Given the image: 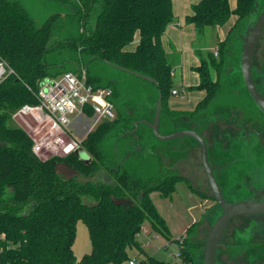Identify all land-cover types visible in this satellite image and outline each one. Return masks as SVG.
Masks as SVG:
<instances>
[{
    "label": "trees",
    "instance_id": "16d2710c",
    "mask_svg": "<svg viewBox=\"0 0 264 264\" xmlns=\"http://www.w3.org/2000/svg\"><path fill=\"white\" fill-rule=\"evenodd\" d=\"M52 1L66 8L64 15L52 13L36 25L22 3L0 0V60L12 68L0 81V264H126L132 251L149 264H170L146 254L136 234L148 221L152 232L171 238L151 193L171 197L178 178L166 173L144 178L139 165L129 161L131 156L123 159V152L111 141L132 123L125 105L118 103L115 118L100 122L82 139L81 146L90 156L88 163L73 152L46 158L36 155L30 134L9 120L22 105L38 102L36 93L45 78L67 71L83 69L89 83L109 86L112 95H119L117 80L102 83L101 76L91 72L95 59L154 78L157 85L144 81L156 87L155 99L161 93L160 123L167 113L205 112L217 103L220 78L241 43L255 0H236L233 9L228 0H198L185 16L197 35L236 16L225 38L217 43V54L208 52L192 68L198 82L187 89L202 90L204 95L190 111L171 110L167 105L173 64L161 36L174 19L172 0ZM70 23L76 24L75 35L67 27ZM63 47L72 51L69 59L46 61L51 50ZM57 162L74 167L79 175L63 179L55 170ZM98 170L106 172L107 182L92 180ZM119 197L132 204H114L112 199ZM77 220L86 225L91 243L90 252L79 259L73 252ZM193 230L190 224L182 237V264H202V243L191 239Z\"/></svg>",
    "mask_w": 264,
    "mask_h": 264
},
{
    "label": "rangeland",
    "instance_id": "374dc122",
    "mask_svg": "<svg viewBox=\"0 0 264 264\" xmlns=\"http://www.w3.org/2000/svg\"><path fill=\"white\" fill-rule=\"evenodd\" d=\"M22 3L30 16L34 20L36 25H41L49 15L55 12L66 11V8L62 4H59L52 0H17ZM258 3L257 12H260L264 4V0H256ZM62 15L64 13L62 12ZM68 29H71L73 34H76V24L70 23L67 25ZM214 27H207L205 29V34H198V40L195 43L196 46L200 48L201 57H207L208 52H213L214 46L216 45V36H215ZM240 51L241 47L238 44L233 51V56L229 60L227 69L222 74L220 78L221 81V91L217 97V103H214L211 107L215 108L218 104H225L228 101L233 104L240 106L238 109L247 110L248 104L252 102L246 88L243 84L239 60H240ZM72 55V51L68 48H59L51 50L47 56L46 61L49 63H56L61 60L69 59ZM170 62L175 66H181L180 71H176L173 76L172 88L181 92L184 87L192 85L195 80V74L192 72V69L188 67L189 59H184L183 54L180 50L173 48L169 54ZM264 58V33L259 38L253 59L261 61ZM194 60H191L193 63ZM90 69L92 73H98L101 78V82L104 83L108 79L117 80L119 82L120 94L112 95L111 100L114 104L115 110L116 105H125L124 111L132 119L133 123L138 122L139 120L153 119V110H149L148 106L156 101L155 93L156 87L147 83L146 81L141 80L137 77L127 75L126 72L119 70L115 67L106 65L100 60H93L90 64ZM214 77V71L212 72ZM195 95H198V91L188 92L185 98H179L177 96L169 95L167 99V105L171 109L181 108L184 101H189L193 99ZM155 100V101H154ZM253 103V102H252ZM210 107V108H211ZM168 117L169 114L167 113ZM69 118L73 120L75 114H70ZM163 122V121H162ZM159 124L160 134H168L176 130H181L182 125L178 124L177 121H173L172 125L163 123ZM37 121L31 116H13L9 120V124L12 126L23 127L27 132H32V129L36 126ZM86 128L80 126L77 123H74L71 127L74 137L77 139L84 138L86 135V130L91 124L92 120L86 121ZM95 126H91L93 129ZM127 128H133L131 125ZM136 131L141 137V144L143 145L142 152L137 153L136 156L129 157V161L139 165L141 168L142 175L144 178H158L164 175L166 162L165 154L166 150L170 144H173L176 140H160L155 137L151 131L148 130L145 123L138 122ZM64 136L63 133L55 132L52 133L48 131L46 133H41L40 138L44 141L52 139V144L45 143L42 146V156H64L62 148L59 141H55V137ZM72 138V136H71ZM186 140H190L191 144L193 142L190 138L185 137ZM68 139H64V143L68 142ZM113 144L122 143L123 141L117 138H112L111 141ZM57 143V144H56ZM56 144V146L54 145ZM195 145V144H194ZM82 147L81 145H79ZM196 146V145H195ZM121 151L122 147L119 146ZM129 156V155H128ZM126 156L125 158H127ZM104 170H98L97 173L92 177V180H106L104 175ZM151 198L158 208L159 213L166 220L168 229L171 234L170 239H166L159 233H154L151 231L148 221H145L142 225V230L137 237L142 247L144 248L146 254L153 255L155 258L170 262V264H176L174 254L178 250L176 239L184 234V230L190 224L193 225V235L192 240L202 243V251L204 246V240L206 234L210 228V225L213 219L217 216L218 211L214 212L213 208L210 207L206 202L199 196L196 190L190 188V185L186 181L181 180L177 181L175 185V191L171 197L163 198L158 193H151ZM235 222V220H234ZM147 229L149 233H144L143 230ZM229 240V235L226 236L225 240ZM225 245L220 246L218 255V264H236L235 262H230L226 256ZM91 243L89 238V233L86 225L81 221L77 220L75 224V238L73 241V252L77 259H79L83 254L90 252ZM131 256H137L143 258V255H137L136 252L132 251ZM240 260V259H239ZM242 261V260H241Z\"/></svg>",
    "mask_w": 264,
    "mask_h": 264
},
{
    "label": "flooded vegetation",
    "instance_id": "af4514ba",
    "mask_svg": "<svg viewBox=\"0 0 264 264\" xmlns=\"http://www.w3.org/2000/svg\"><path fill=\"white\" fill-rule=\"evenodd\" d=\"M252 75L264 95V58L261 61L252 60ZM229 101L198 114H169L162 123L172 125L173 121H177L182 125L181 130H195L204 139L207 162L219 193L227 202L264 200V114L252 102L243 111ZM147 106L154 111L153 107ZM131 126L134 127L133 121ZM132 129L127 128L116 136L123 141L114 144L117 149L122 147L123 159L128 155L136 156V152L140 153L143 149L139 133L136 130L130 132ZM125 131L128 133H123ZM188 138L196 146L185 137L176 138L169 145L164 173L176 176L178 181H186L219 214L221 206L215 199L203 167L200 145L194 138ZM104 175L106 177V172ZM98 182H107V178ZM228 235L229 240H225ZM222 245L227 247L226 256L230 262L264 264V214L233 217L226 227Z\"/></svg>",
    "mask_w": 264,
    "mask_h": 264
},
{
    "label": "built area",
    "instance_id": "2783aa9c",
    "mask_svg": "<svg viewBox=\"0 0 264 264\" xmlns=\"http://www.w3.org/2000/svg\"><path fill=\"white\" fill-rule=\"evenodd\" d=\"M216 50L214 55H216ZM12 72V68L4 60H0V81ZM47 79V80H45ZM43 84L39 86L36 93V104L22 105L13 116H31L37 123L32 132H28L33 140L32 151L36 155L42 156V146L47 143L52 144V139L44 141L40 138L41 133L51 131L60 132L64 136L55 137L59 141L64 154L73 152L81 145V141L74 137L71 127L74 123L86 128V121L92 120L91 126H97L104 120H112L116 116V110L111 100L112 89L109 86H96L87 81L86 72L81 69L79 72L67 71L54 77L45 78ZM170 95H181L176 89L170 91ZM88 112L91 115H88ZM70 114H75L71 120ZM12 116V117H13ZM91 126L86 130L90 131ZM94 127V128H95ZM72 136V138H71ZM64 139L69 141L64 143ZM57 144V143H56ZM56 144H54L56 146ZM46 158V157H43ZM140 231L136 234L139 236ZM144 233H149L147 229ZM182 237L177 238L178 250L174 254L176 264H182ZM126 264H149L141 257L132 256Z\"/></svg>",
    "mask_w": 264,
    "mask_h": 264
},
{
    "label": "water",
    "instance_id": "95a60500",
    "mask_svg": "<svg viewBox=\"0 0 264 264\" xmlns=\"http://www.w3.org/2000/svg\"><path fill=\"white\" fill-rule=\"evenodd\" d=\"M257 6L258 3L255 0L254 8L250 12L247 22L244 26V30L242 32L241 43H240L241 51H240L239 68H240L242 81L246 88L248 96L252 100L253 104L259 109V111L264 114V95L259 91L252 75L253 55L255 52L257 42L264 33V4L260 12H257ZM112 66L128 74L152 82L155 85L158 84L157 81L150 76L140 74L138 72L132 71L130 69L124 68L119 65L113 64ZM42 84L43 82L40 83V85ZM161 103H162V98H161V93L159 92L156 101L152 105H150L151 107L154 108L153 119L151 121L143 119V120H139L138 122L145 123V125L151 129L153 135L159 138L160 140H171L182 137H192L199 143L201 148V159H202L203 167L206 171V175L211 185L215 199L219 202L221 206V212L213 219L204 240L202 264H218L219 247L224 240L225 230L229 221L233 217L239 215L264 214V200L247 199L232 203L227 202L219 193V190L215 183V179L207 162V145L204 139L195 130H191V129L177 130L168 134H160L159 122L161 116ZM138 122L133 123L134 127L132 130H130V132H133L137 129ZM123 133L126 134L128 133V131H125ZM262 146H264L263 143ZM73 153L84 163H88L90 161V156L80 146L75 148L73 150ZM55 170L63 179H69L79 174V171H77L74 167H69L64 162H57L55 164ZM112 201L114 204L122 205L124 207L132 203L131 200L124 199L121 197L113 198ZM89 205L93 206L95 205V203L89 202Z\"/></svg>",
    "mask_w": 264,
    "mask_h": 264
},
{
    "label": "crops",
    "instance_id": "0c3cea01",
    "mask_svg": "<svg viewBox=\"0 0 264 264\" xmlns=\"http://www.w3.org/2000/svg\"><path fill=\"white\" fill-rule=\"evenodd\" d=\"M197 1L198 0H172V10H173L174 19L167 25L164 33L161 36V45L164 48L166 54H169V52H171L173 48L180 50L183 54L184 59L187 58L189 59L187 63H188V67H190L191 69L199 63L201 58V56H199L200 48L195 45L199 36L197 35L194 27L186 22L185 16L191 13L192 5ZM228 2L231 9H233L236 6V0H228ZM235 19L236 16L231 15L225 24L214 27L215 36L217 39L216 45L213 47L214 50H216L217 43L225 38L228 29L234 23ZM136 41L137 40L135 39V41L131 43L130 45L131 48L135 46ZM191 60H194L193 63H191ZM180 67L181 66L173 65V76L175 75L176 71H180L181 69ZM192 72L195 74L196 77L195 82L192 84L194 85L198 82V76L193 70ZM187 87L188 86L184 87L183 90H181V95H174V96H177L179 98H185L187 93L192 91L187 89ZM193 91H198V95H195L193 99L189 101H184L182 103L183 106L181 108H176V109L171 108V110H175V111L192 110L195 107L196 103L204 95V92L202 90L193 89Z\"/></svg>",
    "mask_w": 264,
    "mask_h": 264
}]
</instances>
